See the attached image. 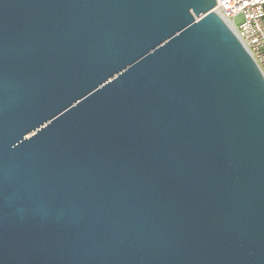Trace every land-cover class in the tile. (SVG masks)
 <instances>
[{
	"label": "water",
	"instance_id": "obj_1",
	"mask_svg": "<svg viewBox=\"0 0 264 264\" xmlns=\"http://www.w3.org/2000/svg\"><path fill=\"white\" fill-rule=\"evenodd\" d=\"M215 0H0V264H264V76Z\"/></svg>",
	"mask_w": 264,
	"mask_h": 264
},
{
	"label": "built area",
	"instance_id": "obj_2",
	"mask_svg": "<svg viewBox=\"0 0 264 264\" xmlns=\"http://www.w3.org/2000/svg\"><path fill=\"white\" fill-rule=\"evenodd\" d=\"M264 76V0H215Z\"/></svg>",
	"mask_w": 264,
	"mask_h": 264
}]
</instances>
